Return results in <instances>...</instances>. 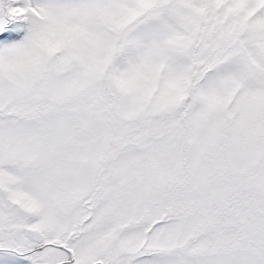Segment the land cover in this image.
<instances>
[{"label":"snow or ice","instance_id":"snow-or-ice-1","mask_svg":"<svg viewBox=\"0 0 264 264\" xmlns=\"http://www.w3.org/2000/svg\"><path fill=\"white\" fill-rule=\"evenodd\" d=\"M0 264H264V0H0Z\"/></svg>","mask_w":264,"mask_h":264}]
</instances>
